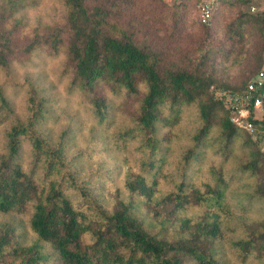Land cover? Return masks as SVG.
Masks as SVG:
<instances>
[{
  "label": "trees",
  "instance_id": "16d2710c",
  "mask_svg": "<svg viewBox=\"0 0 264 264\" xmlns=\"http://www.w3.org/2000/svg\"><path fill=\"white\" fill-rule=\"evenodd\" d=\"M223 1L214 0L207 24L194 10L201 37L195 53L197 48H185L183 9L169 11L162 0H62L60 22L36 24L23 43L16 40L24 25L16 14L37 0H0V75L33 52L61 51L60 73L70 78L68 89L86 105L90 133L95 127L114 133L125 152L133 145L131 161L126 154L120 159L121 187L106 209L100 190L89 183L92 171L83 175L79 164L89 154H68L72 133L67 129L56 137L45 132L42 124L54 113L38 86L27 83V113L9 124L2 138L0 214L29 212L34 239L24 243L12 220L0 222V264H226L220 257L226 241L240 263L264 258V221L255 226L243 221L227 230V217L235 212L226 199L234 175L225 173L224 162L240 129L228 120L217 94L241 89L263 66L264 12H250L251 0H228L239 6L236 26L250 30L254 45L248 61L236 62L242 61L237 80L221 83L215 55L207 49ZM6 86L3 78L0 114L5 116L12 111ZM189 106L196 124L168 170V144ZM214 127L212 142L217 141L223 159L211 163L205 177L201 165ZM24 143L29 165L22 157ZM238 148L245 156L234 173L255 179L238 203L246 213L252 199L264 201V152L248 135ZM95 176V182L104 177ZM79 200L84 206H76ZM188 209L199 213L183 217Z\"/></svg>",
  "mask_w": 264,
  "mask_h": 264
},
{
  "label": "rangeland",
  "instance_id": "374dc122",
  "mask_svg": "<svg viewBox=\"0 0 264 264\" xmlns=\"http://www.w3.org/2000/svg\"><path fill=\"white\" fill-rule=\"evenodd\" d=\"M168 7L169 11L180 13L181 9L184 11V30L187 35V43L185 48H197L201 37L198 35L196 28L195 6L200 0H162ZM239 6L228 0L223 1L215 11L213 17V35L210 38V46L208 52L215 55V70L221 80V83L231 84L237 80V75L241 67L242 61L250 58V53L253 51V39L250 35V30L246 27L238 29L236 26L235 18L238 14ZM63 12L62 0H37L36 5L31 8H24L20 10L16 17L21 18L24 23L22 29L17 33L16 40L19 43L23 41L30 34V30L36 24L49 25L60 22ZM231 28V30H230ZM230 30V31H229ZM264 31V30H263ZM229 35V37H227ZM264 36V32H263ZM227 38H230L228 40ZM224 51V54H219V51ZM197 48L195 53H198ZM264 57V55H263ZM242 58L240 63H236ZM64 60V55L61 51L58 53H50L44 49L33 52L27 59L14 63L10 67V73L5 76L0 75V81L4 78L7 86L4 88L6 95L10 98V105L12 111L7 112L6 116L0 114V151L2 148V138L6 128L11 122L16 119H23L27 113L25 97L27 93V83H35L41 90L42 94L46 96L49 101L50 109L53 111L54 116L52 120H47L42 124L45 132L50 133L56 137L61 130L67 129L72 134L68 142V154L71 155L76 152L89 154L86 159L80 158L79 164L83 168V175L88 171H92L89 177V183L98 187L99 197L102 199L103 207L109 209L115 199V192L117 187H121L122 171L120 159L122 156L132 159L128 152H133V145L128 144L127 152L120 149L121 142L117 141L115 134L111 136L108 132L101 131L95 127L90 133L89 127L91 125L88 116L86 105L80 102L79 96L75 92H70L68 89L69 77L62 76L60 73L61 63ZM232 81V82H231ZM15 88L14 92L11 90ZM118 101V99H117ZM182 119L177 126L174 127L175 135L170 144H168L166 169L171 170L173 164L180 157L182 152V145L185 144L186 132L194 128L196 124L195 109L189 106L182 113ZM256 120H261L264 117V99L262 101V110L255 114ZM264 121V120H261ZM261 123V122H260ZM177 127L180 132L175 131ZM164 128V127H163ZM180 133V134H179ZM185 133V134H184ZM217 133L214 127L209 134L208 142L211 146L207 148L201 171L206 177V170L211 163H217L223 159L222 154L217 151V141L212 142V136ZM248 135L249 138L255 142L261 151L264 152V136L256 133L254 136L249 135L246 131L240 129L236 139L235 148L230 151V155L224 162V170L233 173V179L230 181V191L226 196L228 203L234 208V214L231 213L227 218L229 224L227 230L232 225L239 222H249L253 226L255 223L264 221V201H257L252 199V203L246 213L240 212L239 204L244 201V192H250L251 185L255 182L253 177L244 176L238 177L233 169L238 161L245 155V151L238 148L244 137ZM29 148L24 143L22 149V157L24 163L28 164L29 161ZM29 165V164H28ZM103 174L102 180L95 182L98 176ZM76 206H84L83 201L79 200ZM199 213L198 209H188L183 213V217H195ZM29 212L23 215H1L0 222L13 221L17 225L16 232L21 231L19 238L24 243H29L34 239L33 234L28 228ZM227 237L231 236V232H225ZM235 236L237 235L234 234ZM228 242V241H226ZM224 242L222 245V252L220 253L221 259L226 261V264H264V258L261 260L249 257L244 263H240L229 250L228 244Z\"/></svg>",
  "mask_w": 264,
  "mask_h": 264
},
{
  "label": "built area",
  "instance_id": "2783aa9c",
  "mask_svg": "<svg viewBox=\"0 0 264 264\" xmlns=\"http://www.w3.org/2000/svg\"><path fill=\"white\" fill-rule=\"evenodd\" d=\"M251 1L252 3L249 5L250 12H264V0ZM213 3L214 0H200L197 2L195 9L200 23L207 24L209 22ZM217 94L228 110L230 123L246 131L249 135L254 136L258 133L260 136H264V124L261 122L264 117L261 120H256L255 116L257 112H261L264 99V64L241 89L220 91Z\"/></svg>",
  "mask_w": 264,
  "mask_h": 264
}]
</instances>
